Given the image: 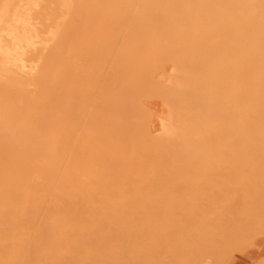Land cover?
<instances>
[{"label": "bare ground", "instance_id": "1", "mask_svg": "<svg viewBox=\"0 0 264 264\" xmlns=\"http://www.w3.org/2000/svg\"><path fill=\"white\" fill-rule=\"evenodd\" d=\"M263 160L264 0H0V264H206Z\"/></svg>", "mask_w": 264, "mask_h": 264}, {"label": "rangeland", "instance_id": "2", "mask_svg": "<svg viewBox=\"0 0 264 264\" xmlns=\"http://www.w3.org/2000/svg\"><path fill=\"white\" fill-rule=\"evenodd\" d=\"M152 108L158 113H162V107L157 103L152 104ZM257 173H264V160L255 167ZM215 199V198H214ZM205 202L212 203V197L207 196ZM213 202L223 203V198H217ZM226 203V202H225ZM223 225L235 226L234 223H242V220L235 216ZM229 235V234H228ZM246 241L242 242L238 248L220 247L218 250L209 251L210 259L206 264H264V226L251 228L247 234ZM198 246H203L201 242H195ZM223 253V254H222Z\"/></svg>", "mask_w": 264, "mask_h": 264}]
</instances>
